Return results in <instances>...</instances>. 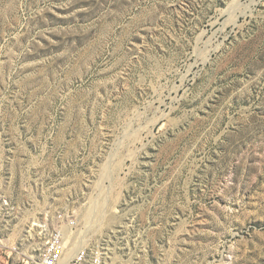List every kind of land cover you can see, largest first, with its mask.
Instances as JSON below:
<instances>
[{
  "label": "rangeland",
  "instance_id": "obj_1",
  "mask_svg": "<svg viewBox=\"0 0 264 264\" xmlns=\"http://www.w3.org/2000/svg\"><path fill=\"white\" fill-rule=\"evenodd\" d=\"M59 211L109 264H264V0H0L2 264Z\"/></svg>",
  "mask_w": 264,
  "mask_h": 264
},
{
  "label": "built area",
  "instance_id": "obj_2",
  "mask_svg": "<svg viewBox=\"0 0 264 264\" xmlns=\"http://www.w3.org/2000/svg\"><path fill=\"white\" fill-rule=\"evenodd\" d=\"M55 219L56 223L43 218L28 225L38 244L22 253L25 264H109L108 248L81 237L74 216L59 211Z\"/></svg>",
  "mask_w": 264,
  "mask_h": 264
},
{
  "label": "bare ground",
  "instance_id": "obj_3",
  "mask_svg": "<svg viewBox=\"0 0 264 264\" xmlns=\"http://www.w3.org/2000/svg\"><path fill=\"white\" fill-rule=\"evenodd\" d=\"M236 14H237V13H236ZM95 203H96V202H95ZM92 205H94V207H91V208H92V211H93V213H94V212H96L97 210H96L95 204L92 203ZM88 207H89V206H88ZM87 209H88V208H87ZM90 214H91V212H88V211L86 212V215H90ZM100 214H101V213H100ZM98 216H99V214H98ZM102 216H103V215H102ZM84 219H85V218H84ZM95 220H96V218H95ZM102 220H103V219H102ZM0 240H1V239H0ZM1 241H2V240H1Z\"/></svg>",
  "mask_w": 264,
  "mask_h": 264
},
{
  "label": "crops",
  "instance_id": "obj_4",
  "mask_svg": "<svg viewBox=\"0 0 264 264\" xmlns=\"http://www.w3.org/2000/svg\"><path fill=\"white\" fill-rule=\"evenodd\" d=\"M0 264H2V262L0 261Z\"/></svg>",
  "mask_w": 264,
  "mask_h": 264
}]
</instances>
